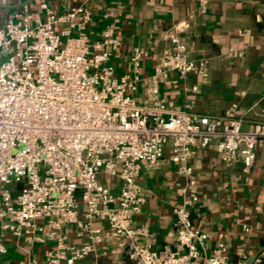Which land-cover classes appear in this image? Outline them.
I'll return each mask as SVG.
<instances>
[{"label": "built area", "instance_id": "1", "mask_svg": "<svg viewBox=\"0 0 264 264\" xmlns=\"http://www.w3.org/2000/svg\"><path fill=\"white\" fill-rule=\"evenodd\" d=\"M209 3L198 0L200 11ZM40 8L43 20L23 11L0 27V228L30 244L52 243L43 261L27 264H75L112 238L129 264H264V248L227 257L222 233L208 253L207 232L191 217L198 194L189 163L195 150L213 146L223 163L248 169L264 145V121L243 127L230 109L202 115L161 96L160 80L169 73L185 78L207 69L206 59L188 56L176 31L140 104L144 50L134 48L122 72L110 63L121 46L120 12H104L108 22L91 39L93 13L85 4L60 11L42 2ZM244 52L230 47L227 53ZM165 150L184 179L172 207L177 247L153 248L149 226L134 224L146 202L138 177ZM103 176L116 179L117 190ZM71 234L83 241L71 242ZM5 249L0 242V252Z\"/></svg>", "mask_w": 264, "mask_h": 264}, {"label": "crops", "instance_id": "2", "mask_svg": "<svg viewBox=\"0 0 264 264\" xmlns=\"http://www.w3.org/2000/svg\"><path fill=\"white\" fill-rule=\"evenodd\" d=\"M42 2L56 10L85 4L92 10L87 33L97 38L108 22L107 10L120 12L121 46L111 56L117 73L128 68L134 48L144 50L141 72L144 80L135 94L142 104L147 78L153 73L161 51L169 45V35L176 31L185 43L188 56L207 60L202 76L189 74L179 78L169 73L159 83L162 97L181 110L210 116L242 117L243 127L264 121V0H210L200 11L198 0H0V27L17 12L37 13L44 19ZM243 49L241 57L228 55V49ZM192 85L196 86L191 90ZM232 104L236 107L232 108ZM213 146L194 151L189 159L195 179L197 204L192 209L194 224L207 232L208 253L215 247L218 233L227 245L225 254L235 258L241 249L254 253L264 248V145L257 148L254 163L245 169L241 163L225 164ZM165 150L153 169H142L138 177L145 201L134 217V224H146L151 230L152 247L165 244L177 247L172 207L178 203V189L184 179ZM101 181L113 190L118 182L103 176ZM96 227H103L94 221ZM79 244L82 238L70 235ZM0 264H27L34 258L41 262L51 242L27 243L0 228ZM117 241L108 239L94 252L75 264H129Z\"/></svg>", "mask_w": 264, "mask_h": 264}]
</instances>
